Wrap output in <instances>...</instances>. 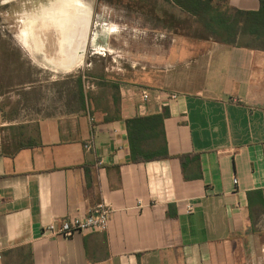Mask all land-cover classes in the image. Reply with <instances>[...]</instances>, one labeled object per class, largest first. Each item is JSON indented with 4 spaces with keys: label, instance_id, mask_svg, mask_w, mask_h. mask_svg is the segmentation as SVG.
Masks as SVG:
<instances>
[{
    "label": "crops",
    "instance_id": "crops-1",
    "mask_svg": "<svg viewBox=\"0 0 264 264\" xmlns=\"http://www.w3.org/2000/svg\"><path fill=\"white\" fill-rule=\"evenodd\" d=\"M230 5L256 11L260 0ZM171 38L161 69L144 66L160 75L104 69L89 98L79 90L0 141V264H264V48L210 39L194 51L182 38L176 54ZM69 44L43 53L67 67ZM165 112L157 142L171 158L132 161L127 121ZM98 204L113 208L107 231L46 232Z\"/></svg>",
    "mask_w": 264,
    "mask_h": 264
},
{
    "label": "rangeland",
    "instance_id": "rangeland-1",
    "mask_svg": "<svg viewBox=\"0 0 264 264\" xmlns=\"http://www.w3.org/2000/svg\"><path fill=\"white\" fill-rule=\"evenodd\" d=\"M63 2L80 14L79 34L85 43L73 49L70 65L60 68L46 59L34 27L46 11ZM165 6L169 12L181 13ZM156 26L129 9L125 0L114 5L99 0H0V141L12 135L14 125L55 114L78 99L80 87L89 98L97 83L93 75H101L104 69L111 79L119 78V68L130 80L160 75L155 67L144 66L153 64L161 69L172 46L171 37L176 38V54L183 37ZM49 32V53L53 54L59 33L56 28ZM183 39L194 51L204 42ZM155 56L164 59L156 61ZM177 78L174 84L182 86L183 81Z\"/></svg>",
    "mask_w": 264,
    "mask_h": 264
},
{
    "label": "trees",
    "instance_id": "trees-1",
    "mask_svg": "<svg viewBox=\"0 0 264 264\" xmlns=\"http://www.w3.org/2000/svg\"><path fill=\"white\" fill-rule=\"evenodd\" d=\"M99 1L110 5L124 2ZM125 1L129 9L141 14L145 19H150L155 27L158 25L176 36L197 41L211 39L228 45L264 48V0H260V8L256 11L235 9L230 5V0ZM165 5L178 8L181 13L169 12ZM81 88L83 92V87ZM168 115L165 112L153 117H136L127 121L132 161L138 163L171 158L168 150H163L158 144L160 135H164L163 130L161 134L156 130L159 126L163 127L164 119ZM143 144H151L153 150L145 151Z\"/></svg>",
    "mask_w": 264,
    "mask_h": 264
},
{
    "label": "bare ground",
    "instance_id": "bare-ground-1",
    "mask_svg": "<svg viewBox=\"0 0 264 264\" xmlns=\"http://www.w3.org/2000/svg\"><path fill=\"white\" fill-rule=\"evenodd\" d=\"M61 7L56 4L52 9L45 12L44 16L41 18L37 26L34 27V33L39 37L38 42H42V50L44 53H49L51 49V39L49 38L50 30L56 28L59 37H57L56 48L54 50L55 54L60 55L62 47L70 46L71 39L75 42V47L79 44L85 43V37L80 32V14L75 12L74 9L69 8L66 2L59 3ZM66 6V7H65ZM69 12L73 13V20L69 19ZM79 34V35H78ZM52 54V53H50ZM53 57V56H52ZM53 58L54 61L58 60ZM64 61H69L68 57H64ZM62 60V59H61ZM63 61V60H62Z\"/></svg>",
    "mask_w": 264,
    "mask_h": 264
},
{
    "label": "built area",
    "instance_id": "built-area-1",
    "mask_svg": "<svg viewBox=\"0 0 264 264\" xmlns=\"http://www.w3.org/2000/svg\"><path fill=\"white\" fill-rule=\"evenodd\" d=\"M173 97L176 98V96ZM147 98L148 92H145L144 99ZM91 122H94V118H91ZM85 148L91 150L93 148V142L85 145ZM234 183L237 185L239 180L235 178ZM193 211L194 207L189 205L188 212L192 213ZM112 214V207L106 204H98L84 216L66 217L60 220H54L45 228V230L51 235L62 236L65 238H70L76 234L84 232H105L109 228Z\"/></svg>",
    "mask_w": 264,
    "mask_h": 264
},
{
    "label": "flooded vegetation",
    "instance_id": "flooded-vegetation-1",
    "mask_svg": "<svg viewBox=\"0 0 264 264\" xmlns=\"http://www.w3.org/2000/svg\"><path fill=\"white\" fill-rule=\"evenodd\" d=\"M58 7H61V5L58 4ZM66 7V6H65ZM69 19L72 21L73 20V13L69 12Z\"/></svg>",
    "mask_w": 264,
    "mask_h": 264
}]
</instances>
